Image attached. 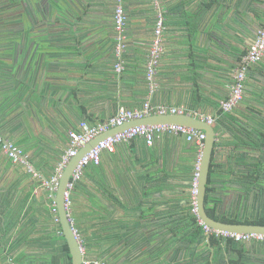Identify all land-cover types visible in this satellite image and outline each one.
<instances>
[{"label":"crops","instance_id":"1","mask_svg":"<svg viewBox=\"0 0 264 264\" xmlns=\"http://www.w3.org/2000/svg\"><path fill=\"white\" fill-rule=\"evenodd\" d=\"M120 3L127 21L119 54L114 7L101 24L61 16L50 25L39 13L47 0L39 7L32 0L19 5L13 47L0 35V133L21 148L24 160L14 162L0 150V264H70L49 187L68 131L144 101L212 120L205 208L224 222L264 225L258 186L264 184V56L249 67L240 103L220 109L235 67L264 24V0ZM158 16L162 53L148 79ZM78 37L80 45L71 48L70 39ZM201 150L184 136L162 133L151 146L142 138L118 143L114 152H102L98 165H86L69 207L84 257L110 264H264V242H213L192 222L190 191ZM219 185L237 195L221 209L211 206Z\"/></svg>","mask_w":264,"mask_h":264},{"label":"built area","instance_id":"2","mask_svg":"<svg viewBox=\"0 0 264 264\" xmlns=\"http://www.w3.org/2000/svg\"><path fill=\"white\" fill-rule=\"evenodd\" d=\"M155 3L158 0H153ZM114 29L117 32V44L116 53L119 54L123 47L124 27L127 21V14L118 1L114 7ZM164 30V24L161 16L155 21L154 34L152 38V44L150 48L149 61L147 64V77L151 79L156 71L159 56L162 53V31ZM264 56V24L257 27L254 40L249 45L246 53L240 58L237 66L234 69L233 80L229 86L227 96L220 100V108L222 111H231L238 102L242 99L244 91V83L248 69L251 65L256 64L262 60ZM116 70L121 69V64L115 65ZM154 110L155 114H167V113H183L181 108H173L166 106H159L152 108L150 102L144 101L138 108L129 109L126 107H119L115 114L108 116L102 121L90 124L86 120L79 122L78 129H71L68 131V148L61 155L57 162L54 174L51 177V184L55 187L58 185L59 177L62 174L65 166L69 160L76 155L78 150L84 146L87 142L93 139L95 136L102 134L109 129L120 127L126 122L134 119H141L149 114H152ZM207 121H211L207 118ZM162 133H173L175 135L184 136L188 141H194L199 149L203 147V141L205 139L204 131L187 127L184 125L175 124H159V125H137L123 129L114 134L106 135L101 139L92 149H90L77 163L75 169L72 172L67 189L64 195L65 207L69 209L71 200L70 192L80 180L83 172V168L88 164L98 165L101 159L103 151L114 152L116 144L128 141L133 138H142L148 146L153 145L156 138ZM0 150L14 162H24L22 157L21 148L13 144L10 140L4 138L0 133ZM197 175L198 165L194 173L192 180V186L190 191V211L196 216L198 224L202 226L204 232L208 235L220 237L224 239H231L234 242H243L256 240L264 242V234L262 233H235L223 230H218L209 227L205 224L198 215L197 211ZM53 221L59 224V217L55 202H52ZM9 264H18L15 262H9ZM81 264H108L103 260L84 257Z\"/></svg>","mask_w":264,"mask_h":264},{"label":"water","instance_id":"3","mask_svg":"<svg viewBox=\"0 0 264 264\" xmlns=\"http://www.w3.org/2000/svg\"><path fill=\"white\" fill-rule=\"evenodd\" d=\"M41 0H34V3L39 5ZM116 1L118 0H47L49 6L46 8V11L39 7L40 13V21H44L45 23H49L50 25L59 22L60 17L69 18L70 22H80V17H87L92 24L96 22L101 24L104 19L107 18L110 14V11L113 7L116 6ZM122 1V0H120ZM260 2V0H257ZM116 3V4H115ZM59 18V19H58ZM246 20L251 21L250 17H246ZM13 21H8V26L4 25V29L1 31L3 35L8 37L7 40L3 39L8 43L10 47H13L10 34L13 33ZM54 26V25H53ZM92 26V25H91ZM113 31L111 32L110 39L113 38ZM74 45L71 48H76L80 45V37L71 38ZM116 42L114 41L110 48L113 49ZM71 45V44H70ZM78 51V48H77ZM75 50V52H77ZM159 124H175V125H184L187 127H192L194 129H198L204 131L205 139L203 141V147L200 154V159L198 163V175H197V211L199 217L202 221L207 224L209 227L228 231L235 233H262L264 234V225L263 224H245V223H230L224 222L216 219L217 215L214 214V217H211L208 214V211L205 208V196L208 193V176H209V168L211 162L212 150L214 147L215 139H216V131L212 125V120L207 121V119L198 118L189 113H167V114H149L141 119H134L126 122L124 125L120 127H115L112 129H119L118 131L109 132V133H117L122 131L123 129L137 126V125H159ZM112 129H109V131ZM106 135L103 134L97 137L95 136L89 142H87L84 146H82L75 156H73L67 165L65 166L62 174L59 177L58 185L55 187L53 184L49 183V187L51 188L52 199L55 202L57 208V214L59 217V226L61 228L64 239L67 242L69 255H70V264H81L84 255L82 253V247L79 241V238L73 228L70 217H69V209L65 207L64 195L67 189V185L69 183L70 177L72 175L73 170L75 169L78 161L90 150L92 149L101 139H103ZM260 180L264 181V178H260ZM258 186L264 188V184L258 183ZM222 185L216 186L215 190V201H212L211 206L218 207L221 209L223 207V203L226 198H232L237 195L229 192L228 190H221ZM214 209V208H213Z\"/></svg>","mask_w":264,"mask_h":264},{"label":"flooded vegetation","instance_id":"4","mask_svg":"<svg viewBox=\"0 0 264 264\" xmlns=\"http://www.w3.org/2000/svg\"><path fill=\"white\" fill-rule=\"evenodd\" d=\"M31 2L32 0H0V35L4 25H7L10 20L14 22L16 16H19V5L24 4L27 8Z\"/></svg>","mask_w":264,"mask_h":264},{"label":"trees","instance_id":"5","mask_svg":"<svg viewBox=\"0 0 264 264\" xmlns=\"http://www.w3.org/2000/svg\"><path fill=\"white\" fill-rule=\"evenodd\" d=\"M221 109V108H220ZM207 200V196H205V201ZM207 202V201H206ZM207 211H208V214L211 216V217H214V209H207ZM191 219H192V222L196 225L197 224V227L198 228H200L203 232H204V230H203V228H202V226L201 225H199L198 224V221H197V218H196V216L193 214L192 215V217H191ZM222 220H225V219H222ZM225 221H227V220H225ZM228 222H232V221H228ZM262 223H264V222H262ZM209 236V238H210V241H216V240H218V239H220V237H215V236H213V235H208ZM231 240V239H230ZM70 263V262H69Z\"/></svg>","mask_w":264,"mask_h":264},{"label":"rangeland","instance_id":"6","mask_svg":"<svg viewBox=\"0 0 264 264\" xmlns=\"http://www.w3.org/2000/svg\"><path fill=\"white\" fill-rule=\"evenodd\" d=\"M117 2H118V1H116V3H117ZM116 3H115V4H116ZM116 5H117V4H116ZM113 17H114V8H113ZM243 94H244V91H243ZM242 98H243V96H242ZM241 100H242V99H241ZM241 100H240V101H241ZM239 103H240V102H238V104H239ZM104 262H106V261H104ZM106 263H108V262H106ZM108 264H110V263H108Z\"/></svg>","mask_w":264,"mask_h":264}]
</instances>
